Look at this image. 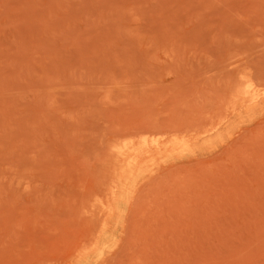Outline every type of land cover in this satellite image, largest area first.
Instances as JSON below:
<instances>
[{"label":"rangeland","instance_id":"rangeland-1","mask_svg":"<svg viewBox=\"0 0 264 264\" xmlns=\"http://www.w3.org/2000/svg\"><path fill=\"white\" fill-rule=\"evenodd\" d=\"M0 264H264V0H0Z\"/></svg>","mask_w":264,"mask_h":264}]
</instances>
